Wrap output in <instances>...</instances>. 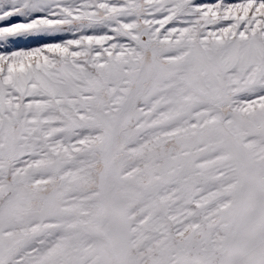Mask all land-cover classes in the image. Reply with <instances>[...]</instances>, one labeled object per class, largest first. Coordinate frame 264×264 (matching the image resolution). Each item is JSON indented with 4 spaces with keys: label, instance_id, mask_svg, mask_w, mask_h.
Instances as JSON below:
<instances>
[{
    "label": "snow or ice",
    "instance_id": "obj_1",
    "mask_svg": "<svg viewBox=\"0 0 264 264\" xmlns=\"http://www.w3.org/2000/svg\"><path fill=\"white\" fill-rule=\"evenodd\" d=\"M0 264H264V0H0Z\"/></svg>",
    "mask_w": 264,
    "mask_h": 264
}]
</instances>
